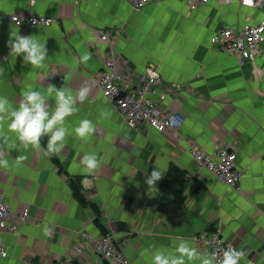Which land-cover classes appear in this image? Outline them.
<instances>
[{"label": "crops", "instance_id": "crops-1", "mask_svg": "<svg viewBox=\"0 0 264 264\" xmlns=\"http://www.w3.org/2000/svg\"><path fill=\"white\" fill-rule=\"evenodd\" d=\"M189 4L190 0H153L137 9L129 0H0V95L19 107L29 86H67L73 94L82 87L90 89L86 100L77 101V113L67 118L72 134L57 156L58 165L43 155L42 142V150H35L25 149L11 133L7 144L0 140L10 165L0 168L2 198L14 214L29 209L33 217L4 235L8 256H0V264H111L82 233L102 235L92 207L73 195L70 178L77 176L87 178L86 199L98 205L101 224L133 264H152L156 248L174 251L181 239L209 251L206 237L215 229L243 249L242 264L249 257L264 259V41L254 61L211 43L212 35L224 27L240 30L246 23L260 22L264 5L210 0L191 10ZM23 11L54 22L18 27L8 17ZM117 29L121 33L112 34ZM12 30L46 43L43 68L26 64L23 55H9ZM101 31L115 36L125 90L146 66L160 70L165 107L184 114L180 130L129 129L97 83L111 53ZM84 54H91V59L82 61ZM49 104L54 108L51 97ZM82 119L96 128L86 140L74 133ZM219 140L237 152L236 165L244 170L239 190L217 180L192 158L190 142L210 152ZM12 143L15 148L9 147ZM86 153H96L103 161L92 174L80 163ZM19 155L27 159L17 164ZM154 167L166 171L149 192L145 179ZM173 167L190 177L169 192L164 182ZM45 227L50 234H45ZM79 247L82 253L76 251Z\"/></svg>", "mask_w": 264, "mask_h": 264}, {"label": "built area", "instance_id": "built-area-1", "mask_svg": "<svg viewBox=\"0 0 264 264\" xmlns=\"http://www.w3.org/2000/svg\"><path fill=\"white\" fill-rule=\"evenodd\" d=\"M153 0H129L134 8L141 9ZM210 0H190L189 8L197 9L199 6L208 3ZM231 2L233 0H224ZM241 5L249 7H260L264 0H239ZM9 20L18 27L28 29L36 26H49L54 19L49 16L37 15L27 11L9 15ZM35 21L36 23H33ZM121 33L116 30L112 34ZM110 32L100 33V38L111 45V53L105 58L103 70L97 77V83L103 95L119 111L123 120L131 130L154 129L164 133L168 130L178 131L185 120L184 114L180 111L167 109L164 105L163 77L160 70L154 65H148L142 72L130 82V88H123L124 73L117 67V58L114 51L115 36ZM264 41V18L258 23H246L240 30L230 26L224 27L214 33L211 43L229 54H237L242 59L254 61L258 55L259 47ZM192 158L201 169L209 171L217 180L227 184L229 187L239 190L240 181L244 170L236 165L237 152L233 146L225 140L215 143L212 151L208 152L190 142ZM190 175L187 174L189 179ZM15 216L19 221H15ZM29 209L14 214L10 204L2 198L0 188V256H8V250L4 242V235L7 232L18 230L20 222L32 220ZM87 243L92 246L95 252L111 264H133L121 250V243L116 240L113 233L107 232L98 237L82 232ZM209 252L219 251L227 246L237 248L233 240L225 239L221 229H215L206 237ZM238 249V248H237ZM78 253L83 248L76 249ZM240 261V264H242ZM245 264H264V259L258 260L249 257Z\"/></svg>", "mask_w": 264, "mask_h": 264}, {"label": "clouds", "instance_id": "clouds-1", "mask_svg": "<svg viewBox=\"0 0 264 264\" xmlns=\"http://www.w3.org/2000/svg\"><path fill=\"white\" fill-rule=\"evenodd\" d=\"M33 23H36L33 21ZM9 55L17 57L23 55L26 64L35 68H43L48 58L46 43H42L36 36L21 35L18 31L12 30L8 41ZM91 59V54H84L82 61ZM3 68H0L2 74ZM90 89L82 87L78 92H73L63 86L57 88L49 84L46 90H37L31 86L22 92V100L19 107H14L13 102L5 95H0V140L8 143L13 134L20 144L28 149L42 150L41 140L48 137L47 148L43 151L45 157L59 155L65 146V141L72 133L67 126V118L77 113V101H84L89 96ZM55 101L54 108L49 104V98ZM96 131L95 125L89 119H82L74 129L75 136L86 140ZM9 147L15 148L14 143ZM27 157L19 155L16 158L17 164L26 160ZM81 165L87 174L96 172L103 161L96 153H86ZM9 161L5 153L0 149V168H8ZM166 169L154 167L147 175L145 183L149 192L156 189L157 182L162 180ZM83 186L88 185L85 178ZM45 234H50V229L45 227ZM243 249L233 246L217 251H201L187 239L179 240L174 251L164 248H156L152 253V264H240L244 258Z\"/></svg>", "mask_w": 264, "mask_h": 264}, {"label": "trees", "instance_id": "trees-1", "mask_svg": "<svg viewBox=\"0 0 264 264\" xmlns=\"http://www.w3.org/2000/svg\"><path fill=\"white\" fill-rule=\"evenodd\" d=\"M41 142L43 143V145L45 146V148H47V142H48V137H43ZM51 159L53 160V162L55 164H59V160L57 158V155H53L51 156ZM173 170L169 172V176H167V179L164 182V189L171 192L174 188V185L176 184H183L184 183V178L186 180H188L187 178V174L188 172L186 170H182L176 167L172 168ZM60 170H62V167H60ZM71 189L73 192L74 197L83 205V206H87L90 205L92 207V209L94 210L95 214H96V218H95V223L99 226V228H101L102 234H105L108 232V230L101 224V219H100V209L98 207V205L94 202L90 203L87 199H86V194H85V188L82 185V177L81 176H77V177H71ZM210 228H214V226L210 227Z\"/></svg>", "mask_w": 264, "mask_h": 264}]
</instances>
